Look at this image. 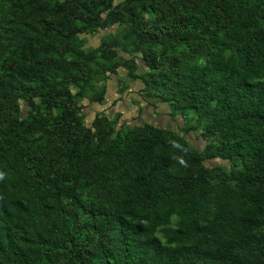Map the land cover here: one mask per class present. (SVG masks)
I'll return each mask as SVG.
<instances>
[{"label": "trees", "instance_id": "obj_1", "mask_svg": "<svg viewBox=\"0 0 264 264\" xmlns=\"http://www.w3.org/2000/svg\"><path fill=\"white\" fill-rule=\"evenodd\" d=\"M119 68L182 126L87 125ZM0 173V264H264V0H0Z\"/></svg>", "mask_w": 264, "mask_h": 264}, {"label": "rangeland", "instance_id": "obj_2", "mask_svg": "<svg viewBox=\"0 0 264 264\" xmlns=\"http://www.w3.org/2000/svg\"><path fill=\"white\" fill-rule=\"evenodd\" d=\"M116 35H120V30L112 27ZM108 30H97L85 37L86 47L95 46L99 40L107 35ZM138 72H143L145 66L140 58H137ZM119 98V99H117ZM115 100H117L115 102ZM82 115L84 122L89 125L94 116L99 112H104L108 116L120 115V122L128 124L149 121L155 125L177 129L182 126L181 115H168L169 108L157 101L154 96L147 95L143 90V83L140 79H130L126 75V70L119 68L116 74L110 76L107 82V90L101 103L82 101ZM195 124V120L192 121ZM185 138L196 147L202 149L206 140L200 135L201 128L195 132L184 133ZM219 160L211 161V164H219Z\"/></svg>", "mask_w": 264, "mask_h": 264}, {"label": "clouds", "instance_id": "obj_3", "mask_svg": "<svg viewBox=\"0 0 264 264\" xmlns=\"http://www.w3.org/2000/svg\"><path fill=\"white\" fill-rule=\"evenodd\" d=\"M3 178V173H0V179H2Z\"/></svg>", "mask_w": 264, "mask_h": 264}]
</instances>
